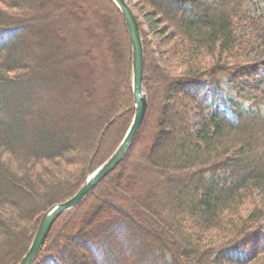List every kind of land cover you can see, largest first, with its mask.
<instances>
[{"label": "trees", "instance_id": "16d2710c", "mask_svg": "<svg viewBox=\"0 0 264 264\" xmlns=\"http://www.w3.org/2000/svg\"><path fill=\"white\" fill-rule=\"evenodd\" d=\"M126 1L143 43L145 118L33 264H264V60L253 58L259 20L245 8L254 0ZM37 28V43L3 46ZM207 83L219 94L213 111L201 101ZM134 115L132 44L112 0H0V264L21 262L45 213L109 160ZM81 161L71 183L68 167Z\"/></svg>", "mask_w": 264, "mask_h": 264}, {"label": "water", "instance_id": "95a60500", "mask_svg": "<svg viewBox=\"0 0 264 264\" xmlns=\"http://www.w3.org/2000/svg\"><path fill=\"white\" fill-rule=\"evenodd\" d=\"M112 1L118 6L123 15L129 32L130 42L132 44L133 92L135 101V116L133 123L115 154L109 158V160L97 171V173H95L85 182L78 193L71 199L54 206L45 213L32 245L24 258L21 260L20 264H33L42 247L44 246L55 220L64 212L78 206L103 180V178H105L121 163L127 149L132 143L145 118L148 108V99L143 88L144 50L141 33L139 30V23L125 0Z\"/></svg>", "mask_w": 264, "mask_h": 264}, {"label": "rangeland", "instance_id": "374dc122", "mask_svg": "<svg viewBox=\"0 0 264 264\" xmlns=\"http://www.w3.org/2000/svg\"><path fill=\"white\" fill-rule=\"evenodd\" d=\"M126 1V0H125ZM126 3H127V5H128V2L126 1ZM130 3V5H131V7L133 8L134 7V2L133 1H130L129 2ZM129 6V5H128ZM130 7V6H129ZM2 8V7H1ZM246 10L249 12V14L253 17V18H255V19H257V20H259V29L258 30H256L255 31V38H256V41L261 45V49L259 50V52L258 53H256L254 56H253V58H255V59H258V60H264V19H262L263 17H264V4H261V2H260V0H254V1H252L251 3H248L247 5H246ZM134 9V8H133ZM136 9V8H135ZM132 10V9H131ZM133 12V11H132ZM139 17V16H138ZM144 18H143V16L141 15V21L143 20ZM42 33H45V31H42V28H37V29H34V30H28V32L27 33H24V34H22V35H9V37L7 36L6 38H4V39H2L1 41L2 42H4V47H6L11 41H12V37H14L15 39H18V40H25V39H30V40H33L34 42H36L37 43V41H39V40H41V34ZM47 33V32H46ZM78 37H79V35L77 36V32H71L70 33V42H72V41H74V43H76V41H75V39L74 38H77L78 39ZM50 39H53V38H51L50 37ZM26 40V41H27ZM43 40V39H42ZM1 42V43H2ZM28 42V41H27ZM91 43H92V41H91ZM35 44V43H34ZM48 46H53V41H52V44H51V42L50 43H48ZM32 50H35V46L33 47H31V50L30 51H32ZM82 53V52H81ZM31 57H33L32 55H31ZM34 58V57H33ZM104 62H106V63H108L109 62V59H104ZM125 64H126V60L124 61V63H123V66L125 67ZM85 69H87V68H85ZM87 73V70L85 71V70H82V75L84 76V79L86 80V81H88V80H90V77H89V75H87L86 74ZM132 73H133V56H132ZM144 75H145V72L143 71V88H144ZM43 81H45V80H43ZM221 91H224V93L225 94H230L231 96H232V93H230L229 91H228V85H227V81L226 80H224V81H222V87H221V89H220ZM144 91H145V88H144ZM133 94H134V92H133ZM219 94H217L216 92H214V87L210 84V83H207L206 85H205V89H204V91H203V93H202V96H201V101H202V103L204 104V107L205 108H207L208 109V111H213L214 109H216L218 106H219V103H218V101H219V99L217 98V96H218ZM218 100V101H217ZM148 109V108H147ZM135 116V115H134ZM133 120H134V118H133ZM132 123H133V121H132ZM132 123H131V125H132ZM192 125H193V129L194 130H196L197 129V119H196V117H193V120H192ZM131 127V126H130ZM130 129V128H129ZM129 131V130H128ZM119 148V147H118ZM80 159H83V158H80ZM83 162L81 161L80 162V166H76V167H68V169H69V177L73 180H71V183L72 182H74V180H76L77 179V177L76 176H79L80 174H81V172H83L84 171V167H82V164ZM65 171V172H64ZM63 172L64 173H66L67 172V170H64ZM94 171H92L89 175H88V178L86 179V181L95 173H93ZM113 172V171H112ZM111 172V173H112ZM93 173V174H92ZM111 173H109V174H111ZM108 174V175H109ZM73 175V176H72ZM107 175V176H108ZM106 176V177H107ZM64 177V176H63ZM105 177V178H106ZM104 179V178H103ZM85 181V182H86ZM85 182H84V184H85ZM83 184V185H84ZM81 189V188H80ZM79 189V190H80ZM78 193V192H77ZM76 193V194H77ZM75 194V195H76ZM74 195V196H75ZM48 212V211H47ZM62 215V214H61ZM60 215V216H61ZM59 216V217H60ZM58 217V218H59ZM57 218V219H58ZM56 219V220H57ZM56 220H55V222H56ZM55 222H54V224H55ZM54 224H53V226H54ZM53 226H52V228H53ZM52 228H51V230H52ZM30 229H31V227H30ZM29 229V230H30ZM51 230H50V232H51ZM30 233H31V231H29ZM50 232H49V234H50ZM37 233V232H36ZM36 235V234H35ZM34 238H35V236H34ZM34 238H33V240H34ZM29 238H28V235H26L25 234V237H24V239H23V241H22V243L23 244H26V240H28ZM33 242V241H32ZM31 245H32V243H31ZM22 245H20V247H21ZM19 247V248H20ZM31 247V246H30ZM30 249V248H29ZM29 251V250H28ZM12 259H13V257H11V260L10 261H12ZM10 263V262H9ZM20 264V263H19Z\"/></svg>", "mask_w": 264, "mask_h": 264}, {"label": "bare ground", "instance_id": "6f19581e", "mask_svg": "<svg viewBox=\"0 0 264 264\" xmlns=\"http://www.w3.org/2000/svg\"><path fill=\"white\" fill-rule=\"evenodd\" d=\"M114 154H115V153H114ZM107 161H108V160H107ZM107 161H106V162H107ZM106 162H105V163H106ZM105 163H104V164H105ZM104 164H103V165H104ZM103 165H102V166H103ZM102 166H101V167H102ZM101 167H100V168H101ZM100 168H99V169H100ZM99 169H98V170H99ZM98 170H97V171H98ZM97 171H96L95 173H97ZM95 173H94V174H95ZM94 174H93V175H94ZM93 175H92V176H93Z\"/></svg>", "mask_w": 264, "mask_h": 264}]
</instances>
